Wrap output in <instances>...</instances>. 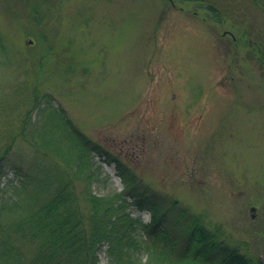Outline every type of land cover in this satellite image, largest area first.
Instances as JSON below:
<instances>
[{
  "label": "rangeland",
  "instance_id": "rangeland-1",
  "mask_svg": "<svg viewBox=\"0 0 264 264\" xmlns=\"http://www.w3.org/2000/svg\"><path fill=\"white\" fill-rule=\"evenodd\" d=\"M217 4L219 18L189 0H0V137L20 133L33 87L51 92L143 183L264 261V19L250 0ZM93 160V192L121 191L116 161ZM17 184L0 177V202Z\"/></svg>",
  "mask_w": 264,
  "mask_h": 264
},
{
  "label": "trees",
  "instance_id": "trees-1",
  "mask_svg": "<svg viewBox=\"0 0 264 264\" xmlns=\"http://www.w3.org/2000/svg\"><path fill=\"white\" fill-rule=\"evenodd\" d=\"M189 1L221 15L218 0ZM250 1L264 19V0ZM257 54L264 62L262 47ZM7 56L0 32V64ZM31 92L20 133L0 137V177L11 172L18 179L17 196L0 202V264H98L103 244L109 264H264L222 226L143 183L80 131L51 92ZM19 135L31 150L18 149ZM95 154L116 161L121 191L93 192ZM134 207L148 210L150 221L133 215Z\"/></svg>",
  "mask_w": 264,
  "mask_h": 264
},
{
  "label": "bare ground",
  "instance_id": "bare-ground-1",
  "mask_svg": "<svg viewBox=\"0 0 264 264\" xmlns=\"http://www.w3.org/2000/svg\"><path fill=\"white\" fill-rule=\"evenodd\" d=\"M112 173V172H111Z\"/></svg>",
  "mask_w": 264,
  "mask_h": 264
}]
</instances>
